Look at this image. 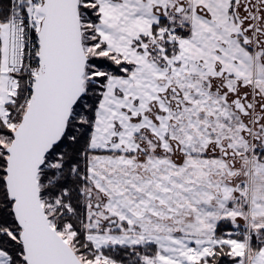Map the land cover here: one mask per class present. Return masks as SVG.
<instances>
[{"label": "snow or ice", "instance_id": "1", "mask_svg": "<svg viewBox=\"0 0 264 264\" xmlns=\"http://www.w3.org/2000/svg\"><path fill=\"white\" fill-rule=\"evenodd\" d=\"M0 264H264V0H0Z\"/></svg>", "mask_w": 264, "mask_h": 264}]
</instances>
